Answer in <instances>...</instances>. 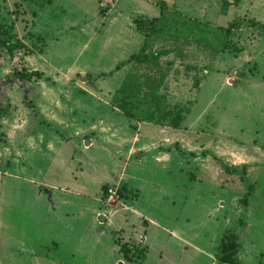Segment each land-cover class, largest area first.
Instances as JSON below:
<instances>
[{"label":"rangeland","instance_id":"obj_1","mask_svg":"<svg viewBox=\"0 0 264 264\" xmlns=\"http://www.w3.org/2000/svg\"><path fill=\"white\" fill-rule=\"evenodd\" d=\"M157 1L212 27L238 22L215 56L152 44L170 50L157 59L160 92L188 110L181 145L108 104L128 72H146L114 66L140 49L133 19L157 17ZM0 22L30 50L0 52V264H222L230 234L240 264H264V0H0ZM21 68L43 78L11 81ZM161 152L163 170L148 163ZM220 163L245 166L246 208L243 183ZM118 241L143 259L125 262Z\"/></svg>","mask_w":264,"mask_h":264},{"label":"trees","instance_id":"obj_2","mask_svg":"<svg viewBox=\"0 0 264 264\" xmlns=\"http://www.w3.org/2000/svg\"><path fill=\"white\" fill-rule=\"evenodd\" d=\"M218 1L223 5H237L241 0H232L230 3L227 0ZM156 4L159 10L157 17L133 19L135 31L143 38L140 49L135 54H131L125 61H121L114 66V70H118L120 66L131 62L134 66L140 67L146 72L137 74V69L128 72L110 96L108 104L124 118L135 123L179 129L184 114L188 110L182 104L167 103L165 94L160 92L158 87L163 74L157 76L160 73L157 59L160 56L169 54L170 50L164 46L152 49V44L154 42L167 43V45L173 46L171 49H175L179 44L193 43L199 50L208 51L215 56L229 49L230 36L232 31L238 27V22H230L226 27H212L170 10L162 1H157ZM248 23L250 24V22ZM20 51L24 55L30 52V50H27L26 45L11 33L10 27L0 22V52L12 56ZM149 69L153 71L151 74L148 72ZM42 78L43 74L39 71H27L21 68L13 71L10 79L11 81L29 82L33 79ZM2 113L3 109L0 103V116ZM212 158L214 159V156ZM220 169L225 173L238 175V179L243 183L245 189L239 203L246 208L247 199L253 188L245 177V166H241L238 171L235 167L231 168L220 163ZM108 188L105 185L100 187L103 196H106ZM120 190L126 191L123 185ZM117 194V197H119V191H117ZM116 246L118 253L125 262L137 263L139 259H143L145 251L142 248H129L124 242L119 241L116 242ZM238 249L239 244L235 235L224 236L219 240L215 260L222 264H240L237 257Z\"/></svg>","mask_w":264,"mask_h":264},{"label":"crops","instance_id":"obj_3","mask_svg":"<svg viewBox=\"0 0 264 264\" xmlns=\"http://www.w3.org/2000/svg\"><path fill=\"white\" fill-rule=\"evenodd\" d=\"M195 105L196 104H194L192 107H190V113L191 112H193V110H194V107H195ZM110 107V106H109ZM110 108H112V107H110ZM114 109V108H113ZM114 110H116V109H114ZM117 111V110H116ZM118 112V111H117ZM119 113V112H118ZM120 114V113H119ZM122 116V115H121ZM123 117V116H122ZM124 118V117H123ZM126 119V118H125ZM133 123V124H132ZM135 123L134 122H130V125H134ZM141 124V123H140ZM140 124L139 123H136V125H138L139 127H140ZM113 127V126H112ZM150 127L151 128H157V129H160V131H161V129H162V131L164 132L165 130H166V138H167V136L169 137L168 138V141H169V139H171L170 141H177V142H179L180 143V145H181V143H183V141H184V139H183V137L184 136H187V134L189 133V131L190 130H187V129H185V126H184V123L182 122V124H181V126H180V128L177 130V129H170V128H166V127H159V126H153V125H150ZM145 135V133L143 132V136ZM147 135V134H146ZM128 136H129V139H128V143L127 144H125V145H127L126 147H128V145H129V143H130V145L132 144V143H134V141H135V139L137 140V141H139L140 140V132H139V128L137 129L136 128V130L134 129V131H133V133H129L128 134ZM128 151V152H127ZM129 151H134V150H132V148H126V152H124V155H125V157H126V159L128 158V156H129ZM143 153H147L146 151H144ZM145 157H146V155H144ZM147 156H148V154H147ZM149 159H150V161H148V163H150V164H152L153 165V167L154 168H158L159 170H163L164 169V167H166L168 164H169V158L171 157L170 156V154L169 153H166V152H161V153H157V154H152V153H150L149 154ZM151 166V165H150ZM122 169V172L121 173H123V172H125V168L123 169V168H121ZM153 169V168H152ZM171 170H172V168H169V166H168V168H166L165 169V172L166 173H168V175L167 176H165V177H167V181L169 180V182H166L167 184H169L170 183V179H173V177L174 176H172V174H171ZM145 171H147L146 169H145ZM126 172H127V170H126ZM148 173H149V171H147ZM128 173V172H127ZM120 173H118V175H119ZM129 174V173H128ZM117 175V176H118ZM130 175V174H129ZM143 182H141V183H143V184H147L148 182H147V180L146 181H144V180H142ZM124 182V181H123ZM139 189V188H138ZM139 191V194H140V189L138 190ZM141 195L142 194H140V196L139 197H141ZM140 199V198H139Z\"/></svg>","mask_w":264,"mask_h":264},{"label":"built area","instance_id":"obj_4","mask_svg":"<svg viewBox=\"0 0 264 264\" xmlns=\"http://www.w3.org/2000/svg\"><path fill=\"white\" fill-rule=\"evenodd\" d=\"M106 196L108 199H116L117 198L116 190L112 188H108L106 190Z\"/></svg>","mask_w":264,"mask_h":264}]
</instances>
